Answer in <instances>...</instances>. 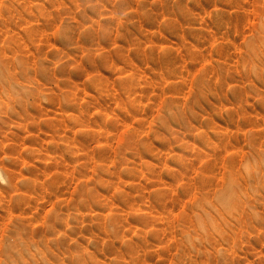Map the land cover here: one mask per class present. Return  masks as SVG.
<instances>
[{
	"label": "rangeland",
	"instance_id": "rangeland-1",
	"mask_svg": "<svg viewBox=\"0 0 264 264\" xmlns=\"http://www.w3.org/2000/svg\"><path fill=\"white\" fill-rule=\"evenodd\" d=\"M0 264H264V0H0Z\"/></svg>",
	"mask_w": 264,
	"mask_h": 264
},
{
	"label": "bare ground",
	"instance_id": "bare-ground-1",
	"mask_svg": "<svg viewBox=\"0 0 264 264\" xmlns=\"http://www.w3.org/2000/svg\"><path fill=\"white\" fill-rule=\"evenodd\" d=\"M228 176H229V175H228ZM229 182H230V181H229ZM232 182H233V181H231V183H232ZM231 183H230V185H233V186H234V183H232V184H231ZM225 186H226V185H225ZM229 188H230V189H229ZM223 189H224V188H223ZM227 189L230 190V192L227 191L226 189H224V190H226V191H224V192H229V193H231V192L234 191V190H232L233 187H228ZM222 191H223V190H222ZM224 192H223V193H224ZM217 194H218V193H217ZM219 194H221V193L219 192ZM219 194H218V195H219ZM226 194H228V193H226ZM218 195H217L216 198H217V199H222V200H223L222 202H224V203H226V204L228 203L227 200H229V198L231 197V196L229 197V196L227 195L228 198H225L226 195H225V194H224V195L222 194L223 196H221L220 198H218ZM229 195H230V194H229ZM219 196H220V195H219ZM226 199H227V200H226ZM219 201H220V200H219ZM232 201H234V200H232ZM232 201H230V202H232ZM219 203H220V202H219ZM230 204H231V203H230ZM194 205H195V204H194ZM197 205H198V204H197ZM219 205H220V204H219ZM221 205H222V204H221ZM223 205L226 206V207H228V206L225 205V204H223ZM223 205H222V206H223ZM235 210H236V209H234V211H235ZM183 216H184V215H183ZM198 222H200V221H198ZM211 224H212V222H211ZM199 226H200V225H199ZM220 234H221V233H220ZM32 243H33V242H32Z\"/></svg>",
	"mask_w": 264,
	"mask_h": 264
}]
</instances>
